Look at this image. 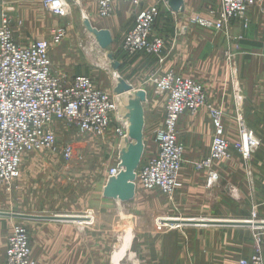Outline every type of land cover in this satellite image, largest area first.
<instances>
[{
	"label": "crops",
	"instance_id": "crops-1",
	"mask_svg": "<svg viewBox=\"0 0 264 264\" xmlns=\"http://www.w3.org/2000/svg\"><path fill=\"white\" fill-rule=\"evenodd\" d=\"M80 1L86 3L85 11L92 14L95 20H105L99 17L95 0ZM183 1V10L178 12L159 0L146 4L158 5L160 10L154 35L165 41L161 57L163 63H159L158 58L152 55L138 53L127 56L121 50L126 34L135 25L138 8L127 2H115L112 20L106 21L100 28L109 32L115 46L120 47V60L113 58L118 72L114 73L112 90L107 91L112 93L120 106L134 100L139 91H145L147 99L142 103L145 106L143 136L155 139L156 132L164 123L168 97L155 95L154 87L149 83L150 76L174 70L178 75L196 82H217L214 87L208 84V89L214 104L224 111L226 137L232 142L236 141L238 127L245 125L247 130L253 131L261 139L259 152L250 162V171L237 158L217 162L214 169L218 171L220 179L210 187L207 171H198L194 163L210 153L214 133L211 115L207 109L196 114H184L178 125L180 141L185 146V162L180 175L182 188L173 199L159 191L145 190L134 182L133 198L123 200L120 194L122 190L112 186L104 165L96 164V170L100 173L97 174L98 178H93L95 185H91L95 202L88 204L85 210H80L79 206L76 207L70 201L64 212L55 214L73 217L78 216L79 212L85 213L83 218L87 221L78 225L74 221L23 220L30 228L35 264H101L92 256L89 257V251H86L94 243V234L116 236L152 233L155 225L157 228L158 221L155 220L159 217L168 221L195 223L245 222L255 214L261 223L264 222V4L249 9L246 23L233 21L225 32H215L193 25L188 18L193 13L206 11L201 9L205 0ZM6 4L15 26L16 42L27 46L36 40H50L46 39V19L40 14L43 0H6ZM219 5L220 0H217V9ZM58 52L64 53L60 49ZM228 53L235 55V59L229 62ZM52 64L54 73L63 79L86 75V72L79 71L78 65L68 62L63 55L56 57L53 54ZM88 75L91 77L94 72ZM121 88L128 89L117 94ZM153 110L160 114L153 115ZM0 187L9 196L7 207L0 206V212L15 213L13 194L19 185L16 188L14 186L12 191L3 185ZM78 192L81 189L76 183L71 193ZM16 220L22 219L0 216V264H5L8 239L13 233ZM188 226L194 228L192 232L195 233L200 232L202 227H215L203 224ZM234 227L237 226L218 225V233L229 232L228 229ZM220 243L218 239V245Z\"/></svg>",
	"mask_w": 264,
	"mask_h": 264
},
{
	"label": "built area",
	"instance_id": "built-area-1",
	"mask_svg": "<svg viewBox=\"0 0 264 264\" xmlns=\"http://www.w3.org/2000/svg\"><path fill=\"white\" fill-rule=\"evenodd\" d=\"M127 2L138 8L134 27L126 34L122 49L129 56L145 53L163 63L165 41L154 35L159 18L158 5L148 6L154 0H95L102 19L114 15L115 2ZM165 2L167 0H159ZM46 9L57 18L68 15L66 0H43ZM264 0H220L219 9L206 14L195 13L189 19L193 24L225 32L233 21L247 22L249 9L261 6ZM67 33L64 28L53 31L52 43L36 40L27 46L15 41L14 27L7 12L0 19V185L8 191L14 189L19 176L22 157L25 153L53 150L57 147V122H67L81 133L103 136L119 122L116 133L125 136V124L118 117V103L86 76L63 79L53 71L50 56L51 44L60 45ZM228 60L235 55L227 54ZM157 92L168 95L163 127L158 131L157 157L140 172L141 187L148 191H160L169 199L182 188L180 173L184 163L185 147L180 142L178 123L184 114H196L205 108L209 111L214 137L211 157L196 164L197 170H207L208 185L219 181L212 171L213 160L230 157L231 145L225 138L222 112L207 104L204 88L192 79L178 75L174 70L159 73L154 78ZM244 141L237 145L248 161L259 146L252 132H245ZM73 150L68 148L64 157L71 160ZM110 175H119V169L110 170ZM161 230L167 224L157 220ZM5 264H35L32 258L29 229L16 224L8 239ZM241 264H264L258 250Z\"/></svg>",
	"mask_w": 264,
	"mask_h": 264
},
{
	"label": "rangeland",
	"instance_id": "rangeland-1",
	"mask_svg": "<svg viewBox=\"0 0 264 264\" xmlns=\"http://www.w3.org/2000/svg\"><path fill=\"white\" fill-rule=\"evenodd\" d=\"M66 1L69 11L68 15L64 18L55 17L46 9L44 3L41 9L40 14L42 18L46 19L47 23L46 36L48 38L46 39H50L48 42L52 43L53 31L56 28H64L67 33L60 45L51 44V59L53 60V54L56 57L63 55L68 62L72 61L74 65H78L77 67L80 72H86V75L78 76L91 78L96 87L111 95L112 93L108 91L112 90L114 73L118 72L116 71L113 58L117 61L120 60L121 57L118 51L120 47H116L115 42H113L112 48H102L97 36L88 30L85 23L86 20L89 23L91 22L92 26L100 31L104 23L110 21L111 18L104 21L95 20L92 14L85 11L86 3L80 0ZM216 1L205 0V5L201 9H206V11L197 13L206 14L210 11H217ZM4 12H7L12 20L11 13L7 9L6 0H0V19H2ZM192 15L188 18L191 19ZM193 25L196 26L197 24ZM13 27L15 28L14 25ZM44 41L47 40L44 39ZM59 49L63 50L64 53H59ZM121 50L124 51L123 49ZM59 61L61 64L60 59ZM82 67L85 70H81ZM92 71L94 75L90 77L88 74ZM158 74L155 73L150 76L148 78L150 79L149 83L154 87L155 95H165L168 97L167 94L157 92L155 88L153 81ZM197 83L204 88L207 104L222 112L224 122V111L214 104L208 89V84L214 87L218 83L211 80ZM121 100L125 101V99ZM166 105L167 103L165 104V111ZM144 107H142L143 110ZM153 111V115L159 113V111ZM118 117L125 124L126 134L124 137H120L116 133V129L119 127L117 119H115V123L110 127L112 130L100 137L83 134L67 122H57L55 126L57 147L53 150L25 153L22 157L20 173L14 183L15 188L16 185H19V188L13 194L16 203L14 208L15 213L32 216H55V214L64 212L70 201L75 206L77 205L76 207L79 206L80 210H85L88 204L95 202L94 195L91 193V185H95L93 178H98L97 174L100 173L96 170L95 166L99 163L103 164L104 169L107 170L106 176L108 179L112 178L110 170L118 167L119 174L121 172L128 173L125 177L135 178V182L140 184L139 175L143 167L148 165L159 153L156 136L163 126L156 132L155 139L143 137L142 142L137 144V142L130 139L128 141L125 140L128 136V123L120 110L118 111ZM238 128L237 140L234 142L226 137L225 131V138L231 145L230 157L213 160L212 171L217 174L218 171L214 169L215 163L233 161L236 158L237 161L243 162L244 166L250 171V162H252L254 156L259 152L261 147L260 137L253 131L247 130L245 125H240ZM245 132H252L256 141H259V146L251 153L248 161L237 148V145L243 143ZM130 146H132V151H136L137 154H134L132 162L129 159L127 160L126 164H131L130 167H120L123 163L121 157L129 152ZM133 147L136 150H133ZM68 148L73 150L71 160H67L64 157V152ZM233 151H235V154ZM210 157L211 150L207 156L202 158L201 161H196L194 165L196 166L197 163L204 162ZM64 167L68 168L65 169ZM208 176L209 173L207 171ZM218 176L220 179L219 174ZM76 183L80 185L81 192L71 193L72 186ZM3 191H5L4 188L0 187V206L6 208L9 196ZM77 215L81 217L80 220L74 221L78 225L87 221L85 218H82L85 213L81 214L79 212ZM164 219L166 218L159 217L160 221H164ZM249 221L261 223V219H257L255 214ZM173 223H170L172 226L168 225V223V226L161 230L155 228V225L152 233L141 235L133 233L116 236L107 233L94 234L95 239L92 241L94 243L93 245L89 244V250L87 249L86 251H89V257L92 256L91 258H94V260L101 264H241V261L249 259L258 250L264 258V228L257 229L255 227L240 226L228 229L229 232L218 233V226H215L202 227L200 232L195 233L192 232L194 228L188 225ZM16 224H23L30 230L23 220H16ZM218 239L221 241L219 245ZM199 241L200 243H198ZM84 247L86 248V244Z\"/></svg>",
	"mask_w": 264,
	"mask_h": 264
},
{
	"label": "water",
	"instance_id": "water-1",
	"mask_svg": "<svg viewBox=\"0 0 264 264\" xmlns=\"http://www.w3.org/2000/svg\"><path fill=\"white\" fill-rule=\"evenodd\" d=\"M183 0H167L168 6L175 12H178L180 10H183ZM86 26L88 30H90L91 33L97 36L98 42L100 46L104 49H110V46L112 45V37L109 32L104 30H97L92 27V25L86 20ZM128 88H121L119 91H117V94H121L122 92L126 91ZM146 92L145 91H139L136 93V98L134 100H130L127 105L120 106L118 103L119 110L124 114V118L128 123V136L125 139L128 141L129 139L132 141H135L138 143H141L143 140V130H144V110L142 103L146 102ZM136 150V148L133 147V150ZM124 153V152H123ZM134 154H137L136 151H132V146L129 148V152L121 157L123 163L120 167H130V165H127V160L129 159L130 162H132V159L134 158ZM128 155V156H127ZM129 171V169H128ZM128 173L121 172L117 177H112L111 183L112 186L119 187V191L121 194V198L123 200H129L133 198L134 196V189H135V178H128L125 177V175ZM130 182V183H129ZM119 183H125V186H120ZM117 184V185H116ZM119 184V185H118ZM128 184L130 186H128ZM125 189H128L129 191L126 192ZM118 191V193H119ZM116 194V193H115ZM119 194V196H120ZM0 216L5 217H11L15 219H22V220H36V221H77L80 220L81 217L73 216H32V215H23V214H17V213H3L0 212ZM83 218V217H82ZM176 223H182L185 225L190 224H203V225H225V226H247V227H255V228H264V222H251V221H238V222H218V221H210V222H204V223H195L193 221H176Z\"/></svg>",
	"mask_w": 264,
	"mask_h": 264
},
{
	"label": "bare ground",
	"instance_id": "bare-ground-1",
	"mask_svg": "<svg viewBox=\"0 0 264 264\" xmlns=\"http://www.w3.org/2000/svg\"><path fill=\"white\" fill-rule=\"evenodd\" d=\"M164 221H166V222H165L166 224L169 223L168 225H170V222H171V223L176 222V221H168V220H164ZM173 224H174V223H173ZM168 225H167V226H168ZM175 225H176V224H175ZM171 226H172V225H171ZM257 229H260V228H257Z\"/></svg>",
	"mask_w": 264,
	"mask_h": 264
}]
</instances>
